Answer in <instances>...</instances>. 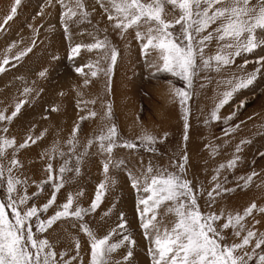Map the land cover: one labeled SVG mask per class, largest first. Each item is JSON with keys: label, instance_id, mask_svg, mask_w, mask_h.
I'll return each instance as SVG.
<instances>
[{"label": "rangeland", "instance_id": "obj_1", "mask_svg": "<svg viewBox=\"0 0 264 264\" xmlns=\"http://www.w3.org/2000/svg\"><path fill=\"white\" fill-rule=\"evenodd\" d=\"M65 2L74 4L75 0ZM13 3L14 0H0V23L10 13ZM84 3L89 11L88 18L83 21L79 17L65 19L67 33L61 22L64 9L58 0H22L14 18L0 30V61L5 55L11 58L19 51L32 47V51L21 60L10 59L9 64L4 66L5 71L0 73V111H5L6 115L15 110L19 99L25 98L21 95L25 86L33 89L26 97L28 102L11 123L0 122V129L4 126L9 128L7 134L0 131V135L16 139L15 152L22 165L16 174L28 182V205L42 209L55 192V202L47 212L39 213L40 218L54 215L69 194L74 199L73 210L77 205L83 208L90 206L98 184L105 181L102 162L106 154L102 155L98 143H93L87 154L82 156L79 174L74 171L76 156L84 152L87 141L98 135L105 125H115L117 147L113 149L112 156L114 161H123L119 168L110 166L102 200L94 212L82 221L75 217L62 218L44 233L36 231L34 218V234L41 239H49L56 252L66 253L65 259L69 260L76 255L75 242L78 241L79 255L73 264H89L90 241L80 229V224L88 225L100 237L115 230L111 242L118 243L124 235H128L135 243L125 242L118 247L111 254V264H152L149 248L153 245L140 226L137 211L138 198L146 194L131 186L128 174H138L149 163L168 171H178L176 165L183 154L188 157L184 176L191 181L199 208L205 215L225 210L242 212L255 202L258 208L253 216L246 218V223L258 233L264 232V214L258 210L264 207V67L260 64L264 58V44L252 52L234 57L233 63L220 71L204 69L198 59L196 74L189 87L179 77L150 67L153 53L141 52V42L135 38L134 30L121 33L112 27L96 0H84ZM50 21L54 22L50 24ZM94 38H106L108 45L118 52L110 77L98 72L93 78L87 67L84 68V72L89 73L87 77L75 71L77 67L89 63L95 65L97 60L101 61L99 66L106 69L110 61L102 60L99 50L81 48L78 55L69 58L73 47L91 44ZM257 40H264V30L257 31ZM12 44L15 47L7 51ZM216 51L217 43L213 40L205 48V56L214 55ZM257 68L260 71L252 84L233 92L220 108V118L211 120L210 114L215 105L225 91L231 90L226 81L233 75L245 76ZM41 71H45L44 77L39 76ZM86 78L89 80L87 85L84 84ZM173 88L190 92L184 106L188 109L187 141L184 140L185 116L179 100L173 95ZM93 100L95 103H84ZM109 105L110 117L106 115ZM53 107L57 111H52ZM92 111L97 113L95 117L89 115ZM81 117L85 119L81 120ZM74 128L79 129L75 154L69 151L71 146L67 144ZM145 129L157 137L151 145L152 150L137 139ZM28 136L35 143L29 141L27 147L19 148L18 145ZM124 141L135 143L138 147L128 149L119 146ZM237 146L241 149L239 153L236 152ZM8 152L11 154L12 150ZM235 156H239L235 167L221 169L218 181H214L219 165H226ZM69 159L68 168L72 170L64 173V186L56 191L53 183L47 182L41 191L37 186L47 181V165L52 164L59 178V168ZM3 162L5 165L8 163L7 160ZM253 172L257 175L246 186L242 177ZM217 182L221 184V189L219 195L214 194L215 203L210 205L207 192ZM19 191L23 195L25 189L21 186ZM0 201L7 202L3 190H0ZM162 210L163 206L158 212ZM121 213L126 221L123 229L118 228ZM7 214L14 222L10 208ZM225 232L227 242L238 241L239 238L233 237L231 230ZM252 247L254 244L249 246V251ZM128 251L132 255L124 261ZM256 252L260 253V250Z\"/></svg>", "mask_w": 264, "mask_h": 264}, {"label": "snow or ice", "instance_id": "obj_2", "mask_svg": "<svg viewBox=\"0 0 264 264\" xmlns=\"http://www.w3.org/2000/svg\"><path fill=\"white\" fill-rule=\"evenodd\" d=\"M21 2L22 0H14L10 13L0 23V30H3L8 21L14 18ZM58 3L64 9L61 22L64 23L66 33L68 24L65 23V19L72 20L74 17H79L83 21L89 16L84 0H75L74 4L58 0ZM96 4L106 14L107 20L114 29L120 30L121 33L130 29L135 31V38L141 42V52L153 53L150 67L158 72H168L174 77H179L189 87L196 74L198 59L204 69L214 68L220 71L230 66L234 57L240 56L243 52H252L264 44V40H257V31L264 30V0H96ZM213 40L217 43V51L214 55L206 57L205 48ZM32 45L35 46V41ZM13 47L15 44L10 45L7 51L10 52ZM81 48H87L89 51L99 50L102 54L101 59L110 63L105 69L99 66L101 61L97 60L95 65L89 63L77 67L76 73L87 77L89 73L84 72V68L87 67L93 78L98 72H104L110 77L118 52L108 45L106 38H94V42L87 45L77 44L72 48L69 58L78 55ZM31 51L32 47H27L11 58L5 55L0 61V73L5 71L4 66L9 64L10 59L19 61ZM260 64L264 67V58L261 59ZM259 71L260 69L257 68L245 76L233 75L228 79L226 83L231 86V90L223 93L219 103L212 110L210 119L218 120L220 108L228 102L233 92L252 84ZM39 76L44 77L45 71L39 72ZM88 83L89 80L86 78L84 84ZM32 91L33 89L25 86L21 93L25 98L15 103V110L10 115L0 111V122L10 124L21 107L28 102L26 97ZM173 95L179 100L185 116L184 140L187 141L188 109L184 106L190 97V92L187 89L173 88ZM89 102L95 103L94 100L84 103ZM52 111L57 109L53 107ZM89 115L95 117L97 113L92 111ZM106 115L110 117L111 105L108 106ZM83 119L85 117H81V120ZM78 130L74 128L71 138L67 141L71 146L69 151L73 154L78 143L76 140ZM0 131L7 134L9 128L4 126ZM117 135L115 125H105L98 135L87 141L84 152L76 156L77 166L74 171L79 174L82 156L87 154L93 143H98L102 155L106 154V159L102 162L105 181L98 184L95 198L90 206L83 208L77 205L73 210L74 199L69 194L60 210L47 219H41L39 213L47 212L55 202V192L51 194V198L42 209L28 205V182L16 174V170L22 167L15 152L16 139L0 135V190H3L7 198L6 203L0 201V264H73L79 255V242H75L76 255L70 260L65 259L66 253L58 254L49 239H41L34 234L32 227L34 218L36 231L44 233L62 218L75 217L82 221L86 215L94 212L102 200L110 166L119 168L123 163V161H114L112 156L113 149L117 147ZM137 139L147 146L148 150H152L151 145L156 142L157 137L145 129ZM29 141L35 143V140L28 136L18 147H27ZM119 146L128 149L138 147L137 144L128 141H124ZM9 149L12 150L11 154L8 152ZM240 150L237 146L236 152L239 153ZM55 151L54 148L53 152ZM60 155L63 157L64 153L61 152ZM187 159L186 154L180 157V162L176 165L178 171H168L166 168L149 163L147 168L142 169L138 174L133 175L131 172L128 174L131 186L138 192L143 191L146 194L138 198L137 211L140 215V226L153 245L149 248L152 264H252L254 260L255 264H264V232L258 233L246 223V218L253 216L257 210V204L250 203L242 212L233 213L225 210L205 215L199 208L191 181L184 176ZM4 160L8 161L7 165ZM237 160L239 156L229 160L226 165L220 164L213 180L218 181L221 169L235 167ZM69 163L70 159L65 160L59 168V178L52 164L49 163L46 167L47 181L41 182L37 187L43 191V184L51 182L56 191H59L64 186V173L72 170L68 168ZM256 175L257 173L253 172L247 177H242L245 185L250 184ZM21 186L25 189L23 195L19 191ZM220 189L221 184L217 182L207 192L210 205L215 203V195H219ZM140 205H143L142 209ZM162 206L163 210L158 212ZM9 208L12 210L14 222L8 217ZM258 210L264 214V207ZM125 227L126 221L121 213L118 228ZM80 229L90 241L89 264H111V254L118 247L125 242L135 243L128 235H124L118 243L111 242L115 230L100 237L86 224H80ZM225 230H231L232 236L239 238L238 241L227 242ZM253 244L254 247L249 251V246ZM257 249L260 253L256 252ZM131 255L132 252L128 251L123 260L127 261Z\"/></svg>", "mask_w": 264, "mask_h": 264}, {"label": "bare ground", "instance_id": "obj_3", "mask_svg": "<svg viewBox=\"0 0 264 264\" xmlns=\"http://www.w3.org/2000/svg\"><path fill=\"white\" fill-rule=\"evenodd\" d=\"M46 21V20H45ZM54 21H50V24H52ZM217 160V159H216ZM215 160V161H216ZM213 161V160H212ZM205 162V161H204ZM209 162V161H208ZM211 170V169H210ZM213 170V169H212ZM215 170V169H214ZM210 173V172H209ZM216 173V172H215Z\"/></svg>", "mask_w": 264, "mask_h": 264}]
</instances>
